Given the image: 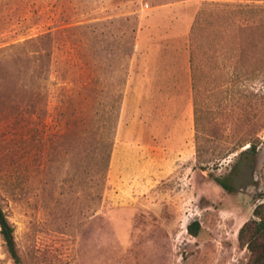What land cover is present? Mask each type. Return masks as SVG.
I'll use <instances>...</instances> for the list:
<instances>
[{
	"label": "rangeland",
	"instance_id": "rangeland-1",
	"mask_svg": "<svg viewBox=\"0 0 264 264\" xmlns=\"http://www.w3.org/2000/svg\"><path fill=\"white\" fill-rule=\"evenodd\" d=\"M263 7L264 0H0V49L51 35L38 112L8 117L37 98L35 88H20L32 83L33 47L0 63V201L23 264L250 263L238 233L264 206V60L235 63L240 47L230 38L227 47V28L243 21L227 15ZM193 47L202 106L227 134L202 146L228 150L247 137L258 140L255 152L247 144L220 161L212 151L197 157ZM225 47L235 55L219 89L210 74L221 67L211 62ZM240 68L249 73L238 80ZM193 222L196 237L187 230ZM0 264H12L1 239Z\"/></svg>",
	"mask_w": 264,
	"mask_h": 264
},
{
	"label": "trees",
	"instance_id": "trees-1",
	"mask_svg": "<svg viewBox=\"0 0 264 264\" xmlns=\"http://www.w3.org/2000/svg\"><path fill=\"white\" fill-rule=\"evenodd\" d=\"M229 18H238L243 21V24L231 26L227 28V47L229 46L228 39L237 40V45L240 47L239 54L235 59V63L242 66V63H246L247 60L252 59L253 57H263V59L256 58L253 62H257L258 60H264V7L261 9L251 8V9H240L239 11L229 13ZM230 16V17H229ZM196 29V28H195ZM50 34H45L38 36L37 38H32L25 41L22 44H17L13 46H9L7 48L0 49V63L2 59L6 58V53L14 49L25 48L26 46L33 47V55H34V63L35 71L33 74L32 83L28 84L23 82L20 86L21 89H36L35 93L37 98L32 101L27 99V101H22L17 106H12V109L16 111V113L10 116L18 117L23 114L35 113L38 112L37 109L43 107L46 103V93L48 91V72H49V64L51 51L49 46H47L48 42L51 40ZM247 39H250L249 45L246 42ZM226 43V42H225ZM49 45V44H48ZM253 45V46H252ZM194 48V47H193ZM196 47L194 50L192 49L193 54L190 57L191 71H192V91L194 98V107H193V119H194V132H195V142H196V154L197 157L207 155L211 151L216 153V161H220L227 157V153H233L240 148H243L247 144H250V151L255 152L257 148L258 140L255 142L247 141L246 138H237L234 140V144L231 148L227 150V147L224 148H210L202 146V142L204 143H214L217 140H222L223 137H226V126H222L218 124L214 117H209L207 114V110H204L202 106V102L200 100L201 93V85H202V64L199 58H196ZM225 50H220L217 48L214 52V61L211 62L214 65H220V70L217 71L218 68L212 67V71L210 76L213 77V83H215L214 87L219 89L224 88L227 85V64L230 60L231 55H233V50L231 48H223ZM25 54L29 52H24ZM10 55V54H9ZM223 55V56H222ZM235 55V54H234ZM233 55V56H234ZM222 56V57H221ZM221 58V61L220 59ZM224 62V63H223ZM205 66H207L205 64ZM4 67V66H3ZM2 67V70H3ZM223 69V70H222ZM224 71V72H222ZM242 73L237 74L236 79H241V77L246 76L249 72L246 69L240 68ZM255 71V70H254ZM253 71V72H254ZM245 72V73H244ZM253 72H250L253 73ZM212 82V80H211ZM217 82V83H216ZM15 87H19V84L16 83ZM33 95V94H32ZM5 101H2V105ZM42 109V108H41ZM206 113V115H205ZM8 118V119H9ZM212 161V160H211ZM210 163V162H207ZM220 185L228 190L227 182L222 180H217ZM264 206H259L254 211V217L256 220H250L246 222L240 229L238 233V241L241 248H246L251 254V260L249 264H263L264 262V212L261 211ZM199 224L198 222H193L188 225L187 230L190 235L196 237L199 232ZM0 239L4 246L6 253L12 261V264H23L22 258L17 247L16 238H15V230L13 225L11 224L3 205L0 201Z\"/></svg>",
	"mask_w": 264,
	"mask_h": 264
},
{
	"label": "water",
	"instance_id": "water-1",
	"mask_svg": "<svg viewBox=\"0 0 264 264\" xmlns=\"http://www.w3.org/2000/svg\"><path fill=\"white\" fill-rule=\"evenodd\" d=\"M263 264H264V262H263Z\"/></svg>",
	"mask_w": 264,
	"mask_h": 264
}]
</instances>
